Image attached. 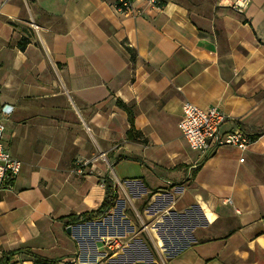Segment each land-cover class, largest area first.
Instances as JSON below:
<instances>
[{"label":"crops","instance_id":"0c3cea01","mask_svg":"<svg viewBox=\"0 0 264 264\" xmlns=\"http://www.w3.org/2000/svg\"><path fill=\"white\" fill-rule=\"evenodd\" d=\"M233 1L0 0L3 145L21 162L0 190L4 264H264V0ZM183 102L252 142L193 151ZM107 177L114 205L68 224Z\"/></svg>","mask_w":264,"mask_h":264},{"label":"built area","instance_id":"2783aa9c","mask_svg":"<svg viewBox=\"0 0 264 264\" xmlns=\"http://www.w3.org/2000/svg\"><path fill=\"white\" fill-rule=\"evenodd\" d=\"M133 1L115 0V8L122 12L131 11ZM248 3L249 0H234L232 8L236 12H242ZM181 113L177 126L193 151L208 154L222 146L244 149L253 140L239 129L223 131L221 125L226 116L214 106L200 108L190 102H183ZM8 115L9 113L0 114V190L10 187L21 169L20 160L13 157L3 145L5 118Z\"/></svg>","mask_w":264,"mask_h":264},{"label":"trees","instance_id":"16d2710c","mask_svg":"<svg viewBox=\"0 0 264 264\" xmlns=\"http://www.w3.org/2000/svg\"><path fill=\"white\" fill-rule=\"evenodd\" d=\"M116 102L120 107L125 109L128 114V121L130 123V128L126 132L127 138L128 139L135 138V136H138V132H136V130H134L133 127V114L131 109L126 104H124L120 99H117ZM104 183H105V197L100 203V205L96 209H93L86 213H82L80 215H69L68 219L70 221L68 222V224H72L74 222H85V221L99 219L107 213V211L114 205V201L117 198V193L115 192L111 179H109L108 177L105 178ZM11 254H14V251L5 252L3 256L0 257V262L4 264L3 260L5 261ZM32 257L35 264H53V260L34 254L32 255Z\"/></svg>","mask_w":264,"mask_h":264},{"label":"water","instance_id":"95a60500","mask_svg":"<svg viewBox=\"0 0 264 264\" xmlns=\"http://www.w3.org/2000/svg\"><path fill=\"white\" fill-rule=\"evenodd\" d=\"M70 230H71V226H68L67 231L70 232ZM143 264H146V263H143Z\"/></svg>","mask_w":264,"mask_h":264}]
</instances>
